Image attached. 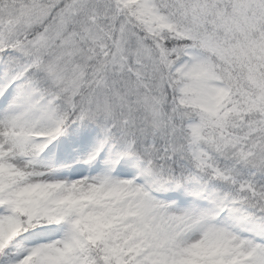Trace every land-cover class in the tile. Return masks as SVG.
Listing matches in <instances>:
<instances>
[{
	"label": "snow or ice",
	"instance_id": "snow-or-ice-1",
	"mask_svg": "<svg viewBox=\"0 0 264 264\" xmlns=\"http://www.w3.org/2000/svg\"><path fill=\"white\" fill-rule=\"evenodd\" d=\"M0 264H264V0H0Z\"/></svg>",
	"mask_w": 264,
	"mask_h": 264
}]
</instances>
